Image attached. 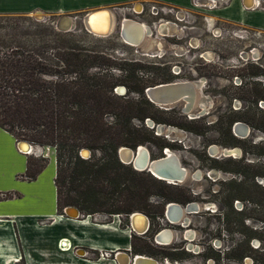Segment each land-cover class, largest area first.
I'll list each match as a JSON object with an SVG mask.
<instances>
[{"label": "rangeland", "instance_id": "rangeland-1", "mask_svg": "<svg viewBox=\"0 0 264 264\" xmlns=\"http://www.w3.org/2000/svg\"><path fill=\"white\" fill-rule=\"evenodd\" d=\"M153 1L159 2L161 5L167 3L166 0H143V3L149 8V4L155 3ZM167 1L173 4L188 3V0ZM226 1H221L219 7H208L205 12L207 17L213 19L216 32L213 28H208L207 23L198 14L192 13L195 17L192 16L189 20L194 19L195 22L188 23L189 27L166 26L161 31L160 27H157L153 34L145 35L137 46L123 41L119 34V28L126 12L130 14V18L136 17L134 20L142 22L137 17L140 14L135 12L141 8L140 4L135 6H132V3L120 5L122 12L116 14L115 29L108 36L88 32L81 25L82 12L68 15L75 18L74 27L67 31L77 36L80 45L103 50L106 54L116 57L120 63L132 61L136 65L133 76L139 79V86H142L143 91L148 86L174 80H188L196 85V99L189 112L183 111L184 101L181 99L166 107L153 103L151 113L155 114L157 119H173L180 125L156 122L152 118L146 117L150 118L155 125L152 127V124L145 123L146 118L144 119V124L148 127L146 136L149 141L139 145L148 149L152 159L163 156V146L177 155L180 165L186 169L185 177L177 184H171L164 180L162 182L165 185H170L165 189L168 192L175 190L171 186L181 188L182 195L189 197L187 202L196 203L197 209L190 213L184 212V220L180 222L168 223L163 215L166 202L158 192L160 188L157 186L160 185L155 180L153 181L158 178L147 170L135 169L130 163L127 165L137 173L128 172L126 183L130 184L133 181L147 185L146 198L140 199L139 203L149 209L148 211L134 209L132 212L140 211L150 218L149 230L142 235L131 233L130 237L129 221L126 214H108L98 211L94 213V216L91 215L92 220L97 216L103 217L102 220L94 222L109 225L111 231L115 225L118 229H122L123 235L126 237H120V239H127V246L131 245L132 250L135 247L145 254L153 252L152 254L160 260L165 253L176 252L178 255L176 260L181 264H252V259L248 256H245L241 262L226 259L223 257V251L231 252V249L245 238L244 235L234 230L236 215L231 212L228 205L229 202H232L234 208L242 207V202L232 197L236 191L237 181L241 178L244 179V186L250 189L253 196L264 194V130L254 126V124L260 125L259 121L264 117V99L256 98L254 93L256 90L264 91V29L222 18L220 11L227 7L231 0ZM136 2L140 3V0ZM254 11L264 12L263 3ZM228 13H238L236 5L231 6ZM149 14L147 11L141 16V19L146 21L143 24L147 27L152 25V18ZM28 16L30 19L26 21L18 18L0 17L1 38L5 41L9 40L12 37V25H16V23L22 27H28L32 31L39 28L38 25H40L46 29L45 35L50 39H52V36L48 34L50 29L65 32L58 30L55 26L59 18L58 15L34 12ZM254 20L264 21V15L255 14ZM149 31L151 32L150 29ZM163 33L166 35L160 36ZM111 71L117 75L126 73L118 69ZM163 78L168 79L162 81ZM197 82H199L198 86ZM120 87H124V85H116L114 91L124 94L127 90L126 87L122 91H120ZM128 96L131 99H136L138 94L129 92ZM144 96L146 97L145 92ZM255 99H257V107L262 110L255 109L253 102ZM199 111H201L202 119L198 122H190L189 119L193 118L192 114H197ZM227 116H239L240 120L236 121L245 123L248 126V132L245 135L234 134L232 130L234 121L231 126L232 135L227 133L225 131ZM241 117L247 118V121L253 126ZM107 120L112 121L113 117L107 116ZM132 121L136 125L140 124V120L136 117L132 118ZM158 125H162L160 130L157 129ZM188 128L197 129L200 132ZM149 131H152L153 135ZM163 143L164 145L161 146ZM5 145L6 142L0 137V190L5 191L0 196L7 198L12 195L7 190H18L27 193L23 199L29 201L33 194L40 193L45 198V203L51 204L55 200L53 190L55 176H52L55 173V164L51 163L47 167L45 166L36 184H24L15 179V174L20 172L24 160L20 155H8ZM210 145L218 146L219 152L217 154L210 153ZM34 146L36 155H44L49 160L54 156L53 148L42 147V151L38 149V145ZM222 148H229L230 154L233 155L222 156ZM95 155L98 156L99 153L96 152ZM235 171H240L241 174ZM17 177L20 178L19 175ZM255 183L258 186H255ZM21 197L18 195L14 197L18 201L13 205L15 207L13 210H19L17 207L20 206ZM187 202L179 203L186 205ZM32 209L34 210V208ZM21 210L30 211L31 208ZM224 212L227 213L229 219L227 222L222 216ZM80 214L86 216L85 213L80 212ZM244 222L248 227L261 225L260 221L254 218L246 219ZM163 227L169 228L172 233V240L166 245L158 244L159 242H155L153 238L156 230ZM244 229L247 231V228ZM187 233L189 236L186 235ZM18 236L19 233L15 232V244L18 249L21 246V250L24 251L22 241H19ZM253 240H256L257 243L253 244ZM249 245L259 247L261 242L257 238H253L249 240ZM89 258L87 257V259ZM19 259H21L20 256L17 257V260ZM168 259L171 262L175 260L171 257ZM210 259H213L214 263L208 261ZM246 259H250V261L248 262ZM17 264H24V262L19 261Z\"/></svg>", "mask_w": 264, "mask_h": 264}, {"label": "trees", "instance_id": "trees-1", "mask_svg": "<svg viewBox=\"0 0 264 264\" xmlns=\"http://www.w3.org/2000/svg\"><path fill=\"white\" fill-rule=\"evenodd\" d=\"M0 17L30 19L24 14H1ZM38 26L32 31L16 23L12 25L9 40L5 41L0 35V128L10 133L16 142L25 140L54 149L53 181L58 212L62 213L65 206H74L89 216L98 211L108 214H128L134 209L148 211L139 203L146 198L147 185L126 183L127 173L137 171L120 161L118 148L121 145L134 148L149 141L148 127L144 124L146 117L156 122L180 124L173 119L159 120L151 113L153 103L144 96L139 79L133 76L136 65L132 61L120 63L103 50L80 45L77 36L69 31L50 29V39L45 35L46 29ZM112 69L126 73L117 75ZM118 84L127 87L124 94L114 91ZM129 92L137 93L138 97L129 98ZM254 93L256 98L264 99V91ZM253 102L256 110H262L256 105L257 99ZM107 116H112L113 120L108 121ZM134 117L140 124L133 123ZM227 117L225 131L232 135V123L240 117ZM201 119L199 116L189 121ZM259 122L260 125L254 126L264 130V117ZM82 148L90 151L88 157H82ZM47 163L48 157L44 155L27 154L22 178L34 180ZM154 180L160 185L158 192L165 202L189 201L188 196L182 195L181 188L171 186L175 190L168 192L165 189L170 185H165L161 179ZM244 183V179H239L232 195L242 202V207L234 208L232 202L228 205L236 215L234 230L245 238L231 252L223 251V257L241 262L248 256L252 264H264V194L251 195ZM255 186L258 185L255 183ZM225 213L222 216L227 222ZM249 218L260 221L261 225L246 226L244 221ZM253 238H257L261 246H250L249 240ZM167 254L177 257L176 252Z\"/></svg>", "mask_w": 264, "mask_h": 264}, {"label": "crops", "instance_id": "crops-1", "mask_svg": "<svg viewBox=\"0 0 264 264\" xmlns=\"http://www.w3.org/2000/svg\"><path fill=\"white\" fill-rule=\"evenodd\" d=\"M136 1L137 0H0V15H30L34 12H41L44 15H58L59 18L56 22L65 25L67 19H70L72 23L74 21L75 17L68 16L70 13L82 12L81 25L84 26L83 18L89 11L99 8H109L116 18V14L122 12V7H119L120 5L132 3V6H135L139 4ZM262 3L264 10V0H231L227 7L222 8L220 14L222 18L235 20L264 29V21L254 20L255 14L264 15V12L257 13L259 11H254V9L262 5ZM234 5H236L238 13H228V9ZM96 18L102 22L104 14L100 15V13H98L96 14ZM207 25L208 28H213V19L211 17L207 18ZM143 34L144 30H142V33L140 32V36ZM0 137L6 142L5 151L7 150L6 153H8V155H20L24 160L20 172L15 174V179L28 185L36 184L45 168L34 180L22 178L21 174L25 170L26 155L28 153L25 154L18 149L14 137L2 128H0ZM35 152L36 150L34 149V152L29 154L36 155ZM51 163L55 164L56 173L55 153L50 160L48 159L47 165ZM55 173L52 174V176H55ZM18 175L21 179L17 177ZM53 190L55 200L49 205L45 203L46 200L40 193L33 194V197L29 199V201L23 199V196L27 193L18 190H7V192L12 193V195L7 198L0 196V264H17L19 261H23L24 264H108L102 259L96 261L87 259V256L84 255V249H117L127 246V239H120V237L123 238L126 236L123 235L122 229H118L116 225L113 226V230L111 231L109 225L96 223L89 215H68L57 212L54 181ZM3 192L5 191L0 190V195L1 193L3 194ZM14 192L16 195L13 194ZM17 195L20 197L22 196V199H20L21 202L19 203L20 206L17 207L20 211L13 210V208H15L13 205L18 201L14 198ZM24 208L26 210L31 208V210H21ZM32 208H34V210ZM113 231L119 233L116 234ZM15 232L19 233L18 238L19 241H22L21 244L24 251L21 250V246H19L18 249L15 244ZM76 248H78V250L75 251L74 249ZM16 256H20L21 259L17 260Z\"/></svg>", "mask_w": 264, "mask_h": 264}, {"label": "water", "instance_id": "water-1", "mask_svg": "<svg viewBox=\"0 0 264 264\" xmlns=\"http://www.w3.org/2000/svg\"><path fill=\"white\" fill-rule=\"evenodd\" d=\"M106 10L111 11L109 8L108 9L107 8H99V9L89 11L85 14L84 20H86L88 17H90L96 13H100V12L106 11ZM39 17L41 18L42 16H39ZM127 22H132L133 25H138V26L143 27V28H140V30H144L143 35H147L150 33L149 27L145 26L141 22H138V21L130 18L129 21H124L123 26H120V28H119L120 37L126 43H129L131 45H137L141 42L142 38L144 37L142 35V38H140V40H138V39L134 40L133 38L131 39V41L128 40L127 35H130V34H128L126 29H124V26H126L128 24ZM121 25H122V23H121ZM55 26L58 30H62V31L71 30V28L74 27V25L70 19H67V23L65 25H61L58 22H56ZM84 28L87 29V31H91L89 28L86 27V25H84ZM108 34H110V32H108L106 34H102V35L105 36ZM198 85H199V82H197V86ZM119 89H120V91H122L123 88L120 87ZM144 92H145L146 97L152 103L160 105V106H165V107L167 105H169L170 103L181 99L184 101V106H183L184 112H189L192 109L194 102H195V99H196V85L194 83H192L191 81H188V80L182 81V82L175 81L172 83L169 82V83L155 84V85L146 87ZM200 113H201V111H199L197 114H192V117L193 118L199 117ZM146 122L149 125L152 124V121L150 120V118H146ZM161 128H162V125H159L158 129H161ZM232 130H233L234 134L245 135L248 132V126L241 121H235L233 126H232ZM27 142L28 141L20 140L17 142V145L19 148H21V145H22V147H24V146L27 147V145L29 143V142L28 143ZM30 145L33 149H35L34 148L35 146L33 144L30 143ZM38 147L41 148V146H38ZM145 149H146V147H144L143 145H138L135 148L121 146L118 149V154H119L121 161L124 163H129L133 157L132 163H133V166L136 167V169L147 170L159 179L170 180L171 183L177 184V183H179V182H177L178 180L185 177V175H186L185 168L180 165L177 155L174 154L173 152H171L168 148L166 149V153L164 156L156 158V159L150 158L149 153L144 151ZM143 152L145 153V155H144V157H142V161L140 162L137 160V157L139 154L142 155ZM209 152L213 153V154H217L219 152L218 146L210 145ZM125 153H127L128 155L130 154V158L126 159L124 157ZM168 153L170 154L169 156H168ZM80 154L82 156L86 157V156H89L90 151L86 148H82L80 150ZM221 154H222V156L233 155L232 153L229 154V151L227 148H222ZM167 161L169 162V165L167 164L168 168H165L162 165L164 163H166ZM197 207H198L197 204L194 202H190L186 205H182V204H179L177 202H169L165 208V214H166V216L170 217V219L177 221L181 218V215L183 212L190 213L191 211H195L197 209ZM69 208L72 211H74V210L77 211V215L80 214V211L74 206H65L63 208L62 213L71 215L68 213V211H66ZM133 214H139L143 217H146V215L142 212H134ZM158 236L159 235H157L156 237H158ZM256 243H257V241L253 240V244H256ZM141 259H139V260L136 259L134 263L138 264V262H141ZM246 260L248 262L250 261V259H246Z\"/></svg>", "mask_w": 264, "mask_h": 264}, {"label": "flooded vegetation", "instance_id": "flooded-vegetation-1", "mask_svg": "<svg viewBox=\"0 0 264 264\" xmlns=\"http://www.w3.org/2000/svg\"><path fill=\"white\" fill-rule=\"evenodd\" d=\"M202 1L204 3L201 4L202 5L201 7H195L193 0H188V3H186V4H173V3H170L169 1L166 0L167 3H164L162 5L159 2L153 1L155 3L149 4V8H147L145 6V3H143V0H140L139 4L141 5V8L139 10H135V12L140 14L137 17L140 19V21H142L141 23L146 22V21H143L141 19V16L143 14H145L147 11L150 13L149 16L152 18V22H151L152 25L149 27V29L151 30L150 34H153L154 30L157 27H160L159 30L161 31L162 28H165L166 26H169V27H178V26L185 27V26H188L189 25L188 23L195 22L194 19L192 21L189 20V18L194 16L193 14H198L200 16V18H203L204 22L207 23L208 17L206 16V13H205L207 8L212 7V6L219 7V4H217V2H216V4H212L210 0H202ZM147 2H150V1H147ZM152 5L156 6V11L150 10L151 9L150 7ZM163 5L168 6L169 8H171V10H161L160 7H162ZM129 16H130V14L128 12H126L121 23H123L127 19H130ZM133 18L135 19L136 17H133ZM115 22H116V18H115ZM115 26H116V24H115ZM212 27H213V29H215L214 28V22H213ZM215 32H216V30H215ZM165 35L166 34L163 33L160 36H165ZM137 45H135V46H137ZM175 74H177V73H175ZM167 79L168 78H163L162 81H166ZM175 81L182 82V81H186V80H174V81H166V82H162V83H169V82L172 83ZM157 84H159V83H157ZM125 87L126 86L124 85V87H122V88L124 89ZM126 89H127V87H126ZM145 123H147L146 120H145ZM154 125L155 124L152 121V127H154ZM158 126H157V129H158ZM158 130H160V129H158ZM162 149H163V156H164L166 153L167 147L163 146ZM146 150L149 153L147 148H146ZM168 155H169V153H168ZM141 156L142 155L139 154L137 157V160L140 162H141ZM149 156H150V153H149ZM118 157H119V154H118ZM150 158H151V156H150ZM119 159H120V157H119ZM132 160H133V157H132ZM132 160L129 163H125V164L132 163ZM120 161H121V159H120ZM122 163H124V162H122ZM134 168L136 169V167H134ZM197 176H199V173H197ZM161 180H163V179H161ZM164 181H166V182L169 181L168 183H171L170 180H164ZM177 182H181V180L177 181ZM171 184H174V183H171ZM169 202H174V201H169ZM169 202H166V206ZM177 203H179V202H177ZM188 203L189 202H187V204ZM166 206H165V208H166ZM165 208L163 210V215L165 217V220L168 223L173 224L175 222H180V221L184 220L183 219L184 212L182 213L181 218L179 220L175 221V220L170 219V217L166 216ZM134 212H140V211H134ZM134 212H130V213L126 214L128 216V221H129V231H130L129 236L130 237L132 236L131 233H133L135 235L145 234L149 230V227H150V218L146 215L147 226H146L145 230L143 232L136 231L132 226V218L137 215V214H133ZM191 212H193V211H191ZM94 215L95 214H93V216ZM91 218H92V216H91ZM102 218L103 217L97 216L93 220H96V221L102 220ZM157 235H159V236L156 237ZM186 235L189 236V233H187ZM160 237H163V238H160ZM153 238H154L155 242H157V241L159 242V243L157 242L158 244L162 243L161 245H166V244L170 243V241L172 240V233H171L169 228L163 227V228L156 230V232L153 235ZM74 250L76 251V250H78V248H76ZM84 250H85L84 255H86L87 257H90L89 259H91L93 261L102 259V260L106 261L108 264H110V263H113V264H135L134 263L135 260L136 259L139 260L141 258H142L141 262H138V264H152L150 262H147L148 260L155 261V264H181L176 260L178 255H177V257L174 258L175 260L171 262L168 259V257H170V256L167 253H165V255H163V257L161 258V260H162L161 261L158 257H156L154 254H152L153 252H150V254H145V252H143L140 249H137L135 247H133V250H132L131 245L130 246L128 245V246L122 247V248H117V249H94V250L93 249H91V250L84 249ZM102 251H106L107 254L105 256H101ZM208 261L214 263L213 259H210Z\"/></svg>", "mask_w": 264, "mask_h": 264}, {"label": "bare ground", "instance_id": "bare-ground-1", "mask_svg": "<svg viewBox=\"0 0 264 264\" xmlns=\"http://www.w3.org/2000/svg\"><path fill=\"white\" fill-rule=\"evenodd\" d=\"M96 14H98V13H96ZM96 14L88 17L86 20H84V18H83L84 25H86V27L91 30V31H89L90 33H93V34H96V35H98V34L100 35L101 34L100 36H104L102 34H106L108 32L111 33L112 31H114L116 22H115V17H114V14L112 13V11L106 10V11L100 12V15L104 14V19L102 20V22L96 18ZM126 21H129V20L127 19ZM127 23L128 24L126 26H124V29H126L128 34H130V35H127L128 36L127 39L130 40V41H131L132 38L134 40L135 39L140 40V38H142V36H140V32L142 33V30H140V28H143V27L138 26V25H133L132 22H127ZM123 24H124V22L122 23L121 26H123ZM22 141H24V140H22ZM18 149H20L25 154L32 153L33 150H34L31 147L30 143H28L27 147L26 146L22 147V145H21V148L18 147ZM227 149H228L229 154H230L231 150L229 148H227ZM144 151L147 152L146 149ZM236 152L237 151L235 150V153ZM144 155H145V153L143 152V154L141 156V161H142V157H144ZM124 157L126 159L130 158V154L128 155L127 153H125ZM167 162L164 163L162 166H164L165 168H168L167 164L169 165V162L168 163ZM182 179H180V180H182ZM180 180H178V181H180ZM66 211H68V213L71 214V215H77V211H75V210L72 211V210H70V208L68 210H66ZM132 226H133V228L136 231L143 232L145 230L146 226H147L146 217H143V216L137 214L136 216H134L132 218ZM160 238H163V237H160ZM147 262L155 264V261L148 260Z\"/></svg>", "mask_w": 264, "mask_h": 264}, {"label": "built area", "instance_id": "built-area-1", "mask_svg": "<svg viewBox=\"0 0 264 264\" xmlns=\"http://www.w3.org/2000/svg\"><path fill=\"white\" fill-rule=\"evenodd\" d=\"M210 1H211L212 4H216V2H217V4H219V6H220L221 5V1H223V0H210ZM224 1H226V0H224ZM193 2H194L195 7H201L202 6L201 4L204 3L202 0H193ZM150 8H151L150 9L151 11H156V6L155 5H152ZM160 9L161 10H171V8H169L168 6H164V5L162 7H160ZM41 150L43 151V149H41ZM106 254H107L106 251H102L101 256H105Z\"/></svg>", "mask_w": 264, "mask_h": 264}]
</instances>
